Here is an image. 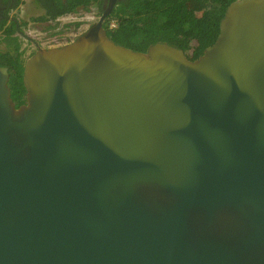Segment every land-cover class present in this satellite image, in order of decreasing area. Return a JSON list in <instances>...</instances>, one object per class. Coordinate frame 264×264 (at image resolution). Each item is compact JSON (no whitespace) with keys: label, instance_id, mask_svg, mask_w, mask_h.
<instances>
[{"label":"water","instance_id":"95a60500","mask_svg":"<svg viewBox=\"0 0 264 264\" xmlns=\"http://www.w3.org/2000/svg\"><path fill=\"white\" fill-rule=\"evenodd\" d=\"M0 66V264H264V0L190 60L103 21Z\"/></svg>","mask_w":264,"mask_h":264},{"label":"trees","instance_id":"16d2710c","mask_svg":"<svg viewBox=\"0 0 264 264\" xmlns=\"http://www.w3.org/2000/svg\"><path fill=\"white\" fill-rule=\"evenodd\" d=\"M6 0H1L4 3ZM16 4L21 0H15ZM43 14L34 19L47 21L77 8L84 10L96 3L102 12L103 0H34ZM233 0H116L110 14L103 21L107 36L115 43L145 51L156 42H166L182 49L190 60L202 54L219 32V22ZM8 9L0 15L2 40L16 41L13 34L21 32L20 24L9 19ZM115 26L110 27V21ZM12 41V42H13ZM1 42V40H0ZM0 66L10 73L8 85L13 101L23 102L25 89L22 83L23 61L18 46L0 50Z\"/></svg>","mask_w":264,"mask_h":264},{"label":"rangeland","instance_id":"374dc122","mask_svg":"<svg viewBox=\"0 0 264 264\" xmlns=\"http://www.w3.org/2000/svg\"><path fill=\"white\" fill-rule=\"evenodd\" d=\"M10 13L25 22H19L21 32L15 33L16 41L2 40L4 35L0 33V50L8 49L12 51L17 45L24 62L35 50L36 44L50 46L62 41L61 38L67 41L69 39L73 40L98 19L100 10L96 3H92L88 9L77 8L74 12L61 17L59 20L41 21L34 18L43 14L42 8L37 6L34 0H21Z\"/></svg>","mask_w":264,"mask_h":264},{"label":"flooded vegetation","instance_id":"af4514ba","mask_svg":"<svg viewBox=\"0 0 264 264\" xmlns=\"http://www.w3.org/2000/svg\"><path fill=\"white\" fill-rule=\"evenodd\" d=\"M35 2V1H34ZM20 3V2H19ZM19 3H17L16 4V1L15 0H6L4 3H2L1 2V0H0V15L3 13V10L4 9H8V7L9 6H12L7 12H8V17H9V19H14V20H16L18 23L20 22V23H24L25 21L24 20H21L19 17H17V16H15L13 13H10V11L11 10H13V9H15L17 6H18V4ZM36 3V2H35ZM107 0H103L102 1V4H101V6H102V8H103V10L105 9V7L107 6ZM36 5L37 6H39L37 3H36ZM40 7V6H39ZM40 8H42V7H40ZM65 15V14H64ZM15 34H13V36H14ZM62 39V41H59V43H54V44H52V45H50V46H58V45H62V44H65V43H67V42H69L71 39H69L68 41L66 40V39H63V38H61ZM55 40V39H54ZM39 45L38 44H36V46H35V49L38 47ZM33 53V52H32ZM31 53V54H32ZM24 101H25V98H24ZM23 101V102H24ZM15 102V105L16 106H19L20 104H22L23 102H16V101H14Z\"/></svg>","mask_w":264,"mask_h":264},{"label":"built area","instance_id":"2783aa9c","mask_svg":"<svg viewBox=\"0 0 264 264\" xmlns=\"http://www.w3.org/2000/svg\"><path fill=\"white\" fill-rule=\"evenodd\" d=\"M68 14H70V13H68ZM65 15H67V14H65ZM65 15L59 16L55 20H59L61 17L65 16ZM109 26L110 27H114L115 26V21L111 20ZM70 41H72V40H70Z\"/></svg>","mask_w":264,"mask_h":264}]
</instances>
